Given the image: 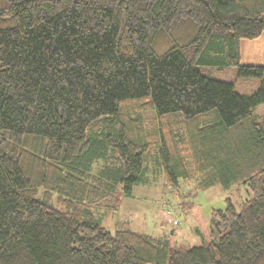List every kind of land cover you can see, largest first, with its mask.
Returning a JSON list of instances; mask_svg holds the SVG:
<instances>
[{"label": "trees", "instance_id": "1", "mask_svg": "<svg viewBox=\"0 0 264 264\" xmlns=\"http://www.w3.org/2000/svg\"><path fill=\"white\" fill-rule=\"evenodd\" d=\"M263 33L264 0H0V264H264V67L239 47ZM150 168L250 198L189 249L108 232Z\"/></svg>", "mask_w": 264, "mask_h": 264}, {"label": "rangeland", "instance_id": "2", "mask_svg": "<svg viewBox=\"0 0 264 264\" xmlns=\"http://www.w3.org/2000/svg\"><path fill=\"white\" fill-rule=\"evenodd\" d=\"M199 72L211 79L229 82L239 94H252L259 81L254 78H239L235 69L200 66ZM264 116V105L255 111ZM151 117L147 119V122ZM149 171L134 189L130 198L121 196L118 211H95V218L108 232L119 229L142 233L167 245L169 253L202 245L208 240V222L212 210H221L229 200L235 210L250 198L245 186L224 190L214 186L194 192V186L179 182L177 188L166 189L162 175Z\"/></svg>", "mask_w": 264, "mask_h": 264}, {"label": "crops", "instance_id": "3", "mask_svg": "<svg viewBox=\"0 0 264 264\" xmlns=\"http://www.w3.org/2000/svg\"><path fill=\"white\" fill-rule=\"evenodd\" d=\"M240 47V64L264 67V33L255 40H242Z\"/></svg>", "mask_w": 264, "mask_h": 264}]
</instances>
